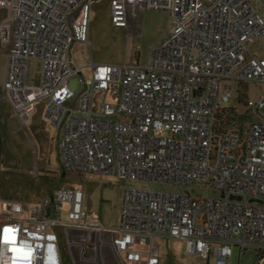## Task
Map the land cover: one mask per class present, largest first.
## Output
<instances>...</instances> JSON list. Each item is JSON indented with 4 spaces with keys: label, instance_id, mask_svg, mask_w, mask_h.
Wrapping results in <instances>:
<instances>
[{
    "label": "built area",
    "instance_id": "1",
    "mask_svg": "<svg viewBox=\"0 0 264 264\" xmlns=\"http://www.w3.org/2000/svg\"><path fill=\"white\" fill-rule=\"evenodd\" d=\"M94 0H0L6 47L4 99L22 125L43 104L60 132L59 162L66 173L113 175L140 183L122 191L118 224L103 226L83 207V192L61 187L33 207L0 200V264H62L60 236L74 264H108L106 250L128 251L146 239L148 264L155 244L180 239L187 255L228 264L233 250L264 260V59L250 44L264 35V0H112L111 22L137 33L144 12L169 15L168 31L143 65L89 62L91 77L69 59L74 43L87 47ZM32 60L41 63L29 83ZM252 84L246 101L254 115L239 132L215 133V118L236 85ZM152 184L176 188L156 191ZM203 185L216 196L179 190ZM119 235L118 241L114 236ZM135 256L138 251H133ZM120 264V262H118Z\"/></svg>",
    "mask_w": 264,
    "mask_h": 264
},
{
    "label": "rangeland",
    "instance_id": "2",
    "mask_svg": "<svg viewBox=\"0 0 264 264\" xmlns=\"http://www.w3.org/2000/svg\"><path fill=\"white\" fill-rule=\"evenodd\" d=\"M255 8H260L255 0H248ZM112 0H94L89 8L87 37L90 46L78 43L69 51V57L74 66H83L81 77L70 79L69 86L76 93L80 92L82 85L80 78H89L88 64L123 63L143 65L151 54V48L166 33L169 26V15L163 11L148 10L140 19L137 33L128 34L111 22ZM250 50L256 57L264 58V36L250 45ZM5 53L0 50V83L5 70ZM41 74V63L32 60L29 63V83L37 85ZM237 91V92H236ZM257 91L252 84L236 85L230 106L234 107L233 114L242 117L246 111V101L256 98ZM227 105L226 107H228ZM225 107V108H226ZM264 116V108L259 111ZM32 119H44L42 104L38 103ZM30 136L24 132L13 131L11 137H0V198L5 202L20 203L23 206L33 207L53 189L68 187L78 188L83 192V207L91 213L97 214L100 223L105 227L117 226L122 191L127 186L140 187V183L119 180L113 175L88 174L83 178L66 173L62 169L56 151L50 145L46 155L34 152L31 141H37L32 127H28ZM47 165L42 168V163ZM156 191L175 192L173 188L164 184H152ZM180 191L191 196L207 198L216 196L208 187L194 184L192 187H181ZM60 254L62 264H74L64 237L60 236ZM158 264H215L213 258L208 261L196 256L187 255L184 244L177 239L162 240L154 249ZM259 257L254 251L246 252L240 264H256ZM228 264H239L238 250H233V257ZM264 264V260L261 262Z\"/></svg>",
    "mask_w": 264,
    "mask_h": 264
},
{
    "label": "crops",
    "instance_id": "3",
    "mask_svg": "<svg viewBox=\"0 0 264 264\" xmlns=\"http://www.w3.org/2000/svg\"><path fill=\"white\" fill-rule=\"evenodd\" d=\"M6 15H7V11L4 8H0V22L2 21V19ZM167 31H166V33H167ZM253 43H251V44H253ZM77 44L78 43H74L71 46V49L73 47L77 46ZM249 48H250V46H249ZM0 50H3L4 53H6V47L1 45V44H0ZM251 53L255 56V54L252 51H251ZM257 58H259V57H257ZM69 59H70V57H69ZM259 59H264V58H259ZM72 65L74 66L73 63H72ZM74 67L81 68V73L79 75H75V76L81 77L83 71L85 70V67H83V66L82 67L81 66H74ZM87 70H89L88 71L89 72L88 73V76H89L88 79H90L91 71H90V69H87ZM75 76H73L72 78H74ZM3 79H4V75H3ZM80 80H83V79L80 78ZM2 81H1V83H2ZM1 83H0V137H1V135H4L5 137L6 136L7 137H11L13 131L24 132L27 136L28 135L30 136L28 127L31 126L32 127V131L35 134V138L37 140L35 142L31 141L32 145L34 146V152H37V153L41 152L42 155H46L48 153V151H49V148H50L49 146L51 145L53 151L54 152L56 151V155H57L58 162H59V144H60V140H61L59 130L57 128L51 126L46 121L45 118L44 119H31L30 122L27 123V125L22 126L13 117L10 105L4 99L3 91H2V88H1ZM82 89H83V87H82ZM39 103H41V102H39ZM42 116L44 117L43 104H42ZM262 118H264V116H261V118L259 117V119H262ZM46 167H47V165L43 162L42 163V168L44 169ZM66 188H68V187H66ZM54 190L55 189L51 190V192L46 196V198H49L52 195ZM0 200H1V198H0ZM120 205H121V202H120ZM85 210L90 212L88 209H85ZM119 212H120V208H119ZM97 218H98V221L100 222V219H99L98 215H97ZM118 220H119V213H118L117 221ZM119 239H120L119 235H115L114 236V240L118 241ZM164 240H168V239H164ZM177 240H180V239H177ZM161 241L162 240L158 241L155 244V246H154V248L152 250V257L157 258L156 255L154 254V249H156V247L159 245V243ZM180 241L183 242L182 240H180ZM183 244H184V242H183ZM146 246H147L146 239L141 238V237H137V236L131 237L129 239V241H128V244H127L128 251L117 253L118 262H120V264H148V257L146 255V251H145L146 250ZM133 251H138L139 255L136 257L135 253ZM105 252H106V255H107L108 264H118V262L114 259V257L112 256V254H111V252L109 250H106Z\"/></svg>",
    "mask_w": 264,
    "mask_h": 264
},
{
    "label": "trees",
    "instance_id": "4",
    "mask_svg": "<svg viewBox=\"0 0 264 264\" xmlns=\"http://www.w3.org/2000/svg\"><path fill=\"white\" fill-rule=\"evenodd\" d=\"M232 106L229 105L228 107H224L219 110L215 118L216 134L223 133L228 129H237L239 132H242V129H244L245 125L251 119H254V115L251 114L247 109L242 117L235 116V114H233L234 107Z\"/></svg>",
    "mask_w": 264,
    "mask_h": 264
}]
</instances>
